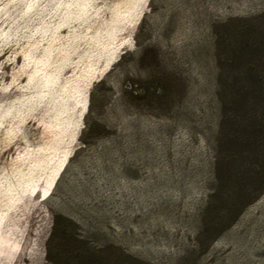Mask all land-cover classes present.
Masks as SVG:
<instances>
[{
    "label": "rangeland",
    "instance_id": "374dc122",
    "mask_svg": "<svg viewBox=\"0 0 264 264\" xmlns=\"http://www.w3.org/2000/svg\"><path fill=\"white\" fill-rule=\"evenodd\" d=\"M263 182L264 0H0V264H264Z\"/></svg>",
    "mask_w": 264,
    "mask_h": 264
},
{
    "label": "trees",
    "instance_id": "16d2710c",
    "mask_svg": "<svg viewBox=\"0 0 264 264\" xmlns=\"http://www.w3.org/2000/svg\"><path fill=\"white\" fill-rule=\"evenodd\" d=\"M264 191V182H263V185H262V188L260 190H257L256 194L255 195H250L248 194L245 199L243 200L242 202V205H241V209H243L246 205H248L249 203L253 202L254 200L257 199L258 195H260L262 192ZM240 209V210H241ZM215 217V215H214ZM220 217V214L217 213L216 214V217L215 218H219ZM205 224V221L203 222ZM210 223V222H209Z\"/></svg>",
    "mask_w": 264,
    "mask_h": 264
}]
</instances>
